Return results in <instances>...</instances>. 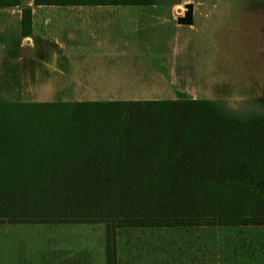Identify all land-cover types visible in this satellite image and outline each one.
<instances>
[{"label": "trees", "instance_id": "trees-1", "mask_svg": "<svg viewBox=\"0 0 264 264\" xmlns=\"http://www.w3.org/2000/svg\"><path fill=\"white\" fill-rule=\"evenodd\" d=\"M22 0H0V6ZM35 5L152 0H33ZM24 7L22 35H31ZM128 196V199H127ZM9 206L21 208L6 212ZM27 207L26 211H23ZM42 208L36 212L30 208ZM128 227L264 225V114L212 99L0 100V220ZM211 218V219H208Z\"/></svg>", "mask_w": 264, "mask_h": 264}, {"label": "rangeland", "instance_id": "rangeland-1", "mask_svg": "<svg viewBox=\"0 0 264 264\" xmlns=\"http://www.w3.org/2000/svg\"><path fill=\"white\" fill-rule=\"evenodd\" d=\"M190 2L194 4V23L178 24L177 17L184 14L185 4ZM28 5L35 9L37 19L30 36L21 37L16 26L8 29L4 22L0 25V100L43 102L84 98L50 94V86H41L39 64L26 70L17 46L30 39L41 55L47 46L107 42L105 31H112L114 42L142 44L145 53L141 58L153 62L152 72L144 75L148 79L140 81L137 88L130 87V92L135 91L130 97L174 99L185 95L212 99L239 115L264 114V0H152L145 4L63 6H36L32 0H22L20 6L8 7L14 11L2 19H16L17 10ZM48 8L75 9V12L45 16L46 12L41 11ZM82 9L91 11H77ZM107 9L127 11L104 12ZM46 18L125 22L120 27L115 23L112 27L68 23L41 28L40 23ZM52 89L57 90V82H53ZM110 97L116 96L94 98ZM20 208L9 206L4 210L15 212ZM26 210L27 207L23 211ZM29 210L44 211L39 207ZM159 230L175 231L178 241L184 244L179 256L186 255L183 259L193 256L197 264H264V225L206 224ZM132 231L124 233L129 235ZM197 246L191 253V247Z\"/></svg>", "mask_w": 264, "mask_h": 264}, {"label": "crops", "instance_id": "crops-1", "mask_svg": "<svg viewBox=\"0 0 264 264\" xmlns=\"http://www.w3.org/2000/svg\"><path fill=\"white\" fill-rule=\"evenodd\" d=\"M21 3L15 6H20ZM8 7L10 6H0V25L4 22L9 26L8 29L11 25L16 26L21 37L30 36L22 35V19L26 6L17 10L16 19H2V17L10 16L9 12L14 11ZM106 11L125 12L127 10H104ZM31 12L33 33L37 26V19L35 9L32 7ZM41 12H46L45 16H59L63 12H75V9L48 8ZM124 22L112 19L46 18L40 23V27L43 28L46 25L58 27L68 23H82L81 25L90 23L93 26L108 27H112L115 23L116 27H120L124 25ZM124 32L121 31L123 34ZM105 35L108 38L107 42L79 43L66 47L47 46L44 52L42 50L41 55H38L39 48L33 45L36 50L35 56H19V58L24 60L22 62L25 63L26 70L33 69L34 64H39L41 86H50V94L84 97L75 98V101L139 100L136 97H130L135 95V91L130 92L129 89L137 88L140 86V81L148 79L144 75L147 71L152 72L153 62H145L141 58V55L145 53L142 50V44L137 46V42L130 44L126 40L114 42L112 31H105ZM20 46H17L18 53ZM1 79L0 65V81ZM54 81L57 82L56 91H52ZM96 96L116 97L98 99L94 98ZM62 100L66 99L62 98ZM158 228L170 229L171 227L118 229L117 264H197L192 255H190L191 259H183L186 255L179 256L178 251L184 244L178 241L180 239L175 231H164ZM129 229L134 230L132 231L134 233L129 235L127 232L124 233ZM138 229L149 231H137ZM194 248L191 247V253L196 251L198 246ZM0 264H107V223L104 221H11L9 218H4L0 220Z\"/></svg>", "mask_w": 264, "mask_h": 264}, {"label": "water", "instance_id": "water-1", "mask_svg": "<svg viewBox=\"0 0 264 264\" xmlns=\"http://www.w3.org/2000/svg\"><path fill=\"white\" fill-rule=\"evenodd\" d=\"M179 24L191 25L194 23V4L192 2L185 4V11L183 15L177 17ZM35 47L31 45L30 39L26 41L25 45L19 47L20 57H33L35 56Z\"/></svg>", "mask_w": 264, "mask_h": 264}, {"label": "bare ground", "instance_id": "bare-ground-1", "mask_svg": "<svg viewBox=\"0 0 264 264\" xmlns=\"http://www.w3.org/2000/svg\"><path fill=\"white\" fill-rule=\"evenodd\" d=\"M179 9H181V8H179ZM179 12H181V11H179Z\"/></svg>", "mask_w": 264, "mask_h": 264}]
</instances>
